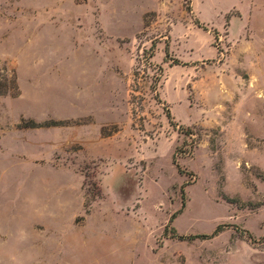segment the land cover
Listing matches in <instances>:
<instances>
[{
  "label": "rangeland",
  "instance_id": "obj_1",
  "mask_svg": "<svg viewBox=\"0 0 264 264\" xmlns=\"http://www.w3.org/2000/svg\"><path fill=\"white\" fill-rule=\"evenodd\" d=\"M1 66L0 264H264V0H0Z\"/></svg>",
  "mask_w": 264,
  "mask_h": 264
},
{
  "label": "trees",
  "instance_id": "obj_2",
  "mask_svg": "<svg viewBox=\"0 0 264 264\" xmlns=\"http://www.w3.org/2000/svg\"><path fill=\"white\" fill-rule=\"evenodd\" d=\"M188 1V0H185ZM187 10H190L189 5H187ZM10 96L11 98H16L19 96V88L17 83L16 73L13 69H9L6 66L0 67V97ZM166 116L169 120V123L172 125L170 120L169 111L166 110ZM64 126V123L61 121H49L42 124L36 123L34 121H28L27 123H22L19 127L21 129H40V128H50V127H61ZM187 134H189L188 129L186 130ZM101 135L106 137L103 129H101ZM190 136V134H189ZM173 164H175V158H173ZM180 172V171H179ZM93 186V185H92ZM95 196H99V193H96ZM173 218V216H172ZM223 230V226H217L215 230L210 235H190V236H175L180 241L191 242L194 240H207L213 238L218 233Z\"/></svg>",
  "mask_w": 264,
  "mask_h": 264
}]
</instances>
